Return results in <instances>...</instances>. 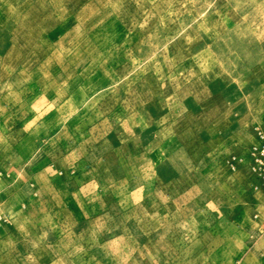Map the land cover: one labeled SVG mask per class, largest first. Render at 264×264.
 Segmentation results:
<instances>
[{
    "label": "rangeland",
    "instance_id": "1",
    "mask_svg": "<svg viewBox=\"0 0 264 264\" xmlns=\"http://www.w3.org/2000/svg\"><path fill=\"white\" fill-rule=\"evenodd\" d=\"M264 0H0V264H264Z\"/></svg>",
    "mask_w": 264,
    "mask_h": 264
},
{
    "label": "built area",
    "instance_id": "2",
    "mask_svg": "<svg viewBox=\"0 0 264 264\" xmlns=\"http://www.w3.org/2000/svg\"><path fill=\"white\" fill-rule=\"evenodd\" d=\"M261 153H264V147L261 148Z\"/></svg>",
    "mask_w": 264,
    "mask_h": 264
}]
</instances>
